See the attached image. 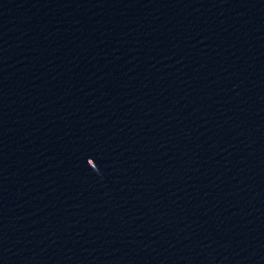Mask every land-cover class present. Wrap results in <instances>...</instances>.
I'll use <instances>...</instances> for the list:
<instances>
[{"label": "water", "instance_id": "95a60500", "mask_svg": "<svg viewBox=\"0 0 264 264\" xmlns=\"http://www.w3.org/2000/svg\"><path fill=\"white\" fill-rule=\"evenodd\" d=\"M0 139L66 264H264V0H0Z\"/></svg>", "mask_w": 264, "mask_h": 264}]
</instances>
